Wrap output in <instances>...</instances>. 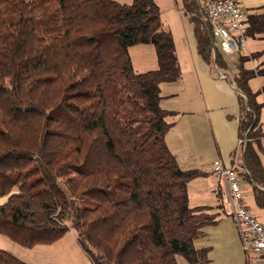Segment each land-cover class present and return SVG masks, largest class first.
I'll return each instance as SVG.
<instances>
[{
    "label": "trees",
    "instance_id": "16d2710c",
    "mask_svg": "<svg viewBox=\"0 0 264 264\" xmlns=\"http://www.w3.org/2000/svg\"><path fill=\"white\" fill-rule=\"evenodd\" d=\"M183 1L203 59L238 68L240 175L264 207V104L250 85L264 69L245 66L261 54L224 59L199 0ZM248 31L264 33V13ZM142 43L158 68L135 70L130 48ZM181 77L156 0H0V232L32 247L74 229L94 264L208 262L195 242L218 220L188 191L202 172L166 141L180 113L161 106V85ZM0 264L29 263L0 248Z\"/></svg>",
    "mask_w": 264,
    "mask_h": 264
},
{
    "label": "crops",
    "instance_id": "0c3cea01",
    "mask_svg": "<svg viewBox=\"0 0 264 264\" xmlns=\"http://www.w3.org/2000/svg\"><path fill=\"white\" fill-rule=\"evenodd\" d=\"M178 1L180 0H156L161 8L164 26L169 25L175 32V44L182 67V77L179 81L163 83L161 86L163 95L161 106L180 113L167 133L166 141L183 169H196L202 172L200 176L189 181L190 205L212 207L211 212L218 220L216 224L203 229L201 237L195 242L196 247L209 248L208 258L210 259V255L216 251L214 249L217 243L216 241L212 243L209 235L215 229L221 239L226 259L230 261L235 253H242L243 245L235 222L226 213V207L229 206V202L224 201L226 187L213 173L212 165L216 159H220L225 166L235 163L239 149L241 114L238 91L232 82L220 77L213 65L199 54L194 31L195 24L184 6H182L183 10L177 7ZM121 2L128 3L123 0ZM238 2L246 12L247 34L250 39L249 52L252 55L261 54L247 61L245 66L250 69H264V33L251 35L248 31L253 17L264 13V0H238ZM133 47H139L136 56L144 59L147 55L143 56V52L151 46L137 44ZM131 51L132 47L130 54H132ZM154 63H156L155 58L150 64L155 66ZM255 79L258 83L253 84L251 80L250 85L254 91L260 89L258 101L264 104V74L260 73ZM260 117L264 130V107ZM261 144L264 147V136L261 138ZM242 153L239 154L240 164L243 158ZM262 161L264 164V156ZM241 181L245 204L264 224V207H261L255 199L254 185L243 175H241ZM261 188L264 189V187ZM245 257V263L242 264H261L258 254L246 253ZM210 262L212 259L208 263Z\"/></svg>",
    "mask_w": 264,
    "mask_h": 264
},
{
    "label": "built area",
    "instance_id": "2783aa9c",
    "mask_svg": "<svg viewBox=\"0 0 264 264\" xmlns=\"http://www.w3.org/2000/svg\"><path fill=\"white\" fill-rule=\"evenodd\" d=\"M200 9L203 12V20L209 25L215 52L218 51L228 61L235 55H250L246 12L238 0H203ZM230 63L228 67H220L216 61L213 62L218 75L229 82L234 73L238 72L237 66ZM246 141L247 138L239 137V149L233 165L225 166L220 159H216L212 170L226 187L224 201L229 202L226 213L231 216L238 228L244 251L258 254L261 264H264V224L245 204L240 175L242 168L239 154Z\"/></svg>",
    "mask_w": 264,
    "mask_h": 264
},
{
    "label": "rangeland",
    "instance_id": "374dc122",
    "mask_svg": "<svg viewBox=\"0 0 264 264\" xmlns=\"http://www.w3.org/2000/svg\"><path fill=\"white\" fill-rule=\"evenodd\" d=\"M119 1L121 2V0H119ZM123 1L130 3L132 0H123ZM199 4L202 5L203 0H199ZM177 5H178L177 7H179V9H181V10H183L185 8V7L184 8L182 7L185 5L183 0L178 1ZM186 12L190 16V19L193 21L192 17L195 15V13L190 12V11L188 12L187 10H186ZM164 27L166 30H169L173 34V37H174L175 32L172 31L171 27L167 24ZM176 33H177V37L179 38L178 32H176ZM174 41H175V37H174ZM248 41L250 42L249 38H248ZM142 44H145V45H148L151 47H148L150 49L143 52V56L147 55V57L144 59H139L136 56V54H138V48L139 47L135 48L132 46L131 58H132L134 68L136 70H141L142 72L156 69V67L158 68L157 53H156V49H155L154 45L151 43H142ZM250 56H251V54H250ZM234 57L239 58V55L233 56L232 58H230V60L232 61L234 59ZM154 58H155V62H156V63H154L155 66L150 64V62ZM234 61L235 60H233V62ZM251 80H252L253 84L258 83V80H256L255 77L252 78ZM251 80H250V82H251ZM256 91H260V89H257ZM4 199L5 198L0 199V202H3ZM82 205L91 206V205H93V202L91 199H85V201L82 202ZM213 230L214 231H212V233L209 235V239L211 238L212 243H213V241H216L217 244H216L215 249H214L216 251L215 252L213 251L214 253L210 255L211 256L210 259H212V262L208 263L210 261V259H209L208 262H202L199 264H204V263H208V264H242V263H245L246 252L243 249L241 250L242 253H240V252L235 253L234 258H231L230 261L226 259L221 239L219 238L217 231H215V229H213ZM215 237H216V239H215ZM0 248L6 249V250L12 252L17 257H19L20 259H22L23 261H25L29 264H94L93 261L91 260V258L87 255V253L81 247L74 229L68 230L59 239H57L56 241H54L52 243H47V244L41 243V244H36L32 247L25 246V245L15 241V240H13L7 234L0 232ZM177 258H178L179 264H191L187 260V258L183 255H178Z\"/></svg>",
    "mask_w": 264,
    "mask_h": 264
}]
</instances>
